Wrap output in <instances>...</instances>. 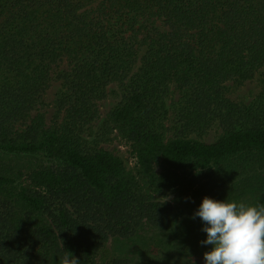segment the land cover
Returning a JSON list of instances; mask_svg holds the SVG:
<instances>
[{
    "label": "trees",
    "instance_id": "1",
    "mask_svg": "<svg viewBox=\"0 0 264 264\" xmlns=\"http://www.w3.org/2000/svg\"><path fill=\"white\" fill-rule=\"evenodd\" d=\"M262 66L264 0H0V153L50 163L23 170L0 159V264H52L69 252L96 264L111 237L172 224L175 206L160 194L188 176L245 175L264 204V84L250 104L225 91ZM113 83L122 97L101 137L120 130L135 173L87 136ZM171 84L184 91L183 132L166 139ZM213 120L223 128L213 142L184 134Z\"/></svg>",
    "mask_w": 264,
    "mask_h": 264
},
{
    "label": "rangeland",
    "instance_id": "2",
    "mask_svg": "<svg viewBox=\"0 0 264 264\" xmlns=\"http://www.w3.org/2000/svg\"><path fill=\"white\" fill-rule=\"evenodd\" d=\"M45 95L43 111L47 121L54 113V100L60 82L55 79ZM264 84V66L256 75L243 83L228 81L225 83L226 95L240 104H250L261 92ZM184 91L176 84H171L167 97L168 113L163 120L165 138L179 136L182 129L177 124V113L183 103ZM122 92L120 86L113 83L108 88L107 96L97 102L99 116L87 130L88 139L98 140L100 145L118 155L126 165L129 172L137 171V162L133 154L130 141L117 128H105V135L101 137L108 112L120 102ZM189 138L213 142L223 134V128L218 121H211L203 129L185 131ZM103 138V139H102ZM0 159L12 166L30 170L41 165H50L39 156L33 155H6L0 153ZM155 170L160 171V162L155 164ZM245 175L231 176L228 174H212L210 176H188L181 187L167 190L160 194L164 199L170 200L175 206V219L166 227L146 225L135 235L128 238L111 237L96 257V264H107L113 257H127L135 264H205L204 253L212 245L201 244L206 240L207 233L202 229L205 224L198 216L193 214L198 210L205 196L216 200L244 202L257 205L252 194L253 190L247 186ZM52 264H60L53 261Z\"/></svg>",
    "mask_w": 264,
    "mask_h": 264
},
{
    "label": "clouds",
    "instance_id": "3",
    "mask_svg": "<svg viewBox=\"0 0 264 264\" xmlns=\"http://www.w3.org/2000/svg\"><path fill=\"white\" fill-rule=\"evenodd\" d=\"M200 217L207 233L201 244L205 264H264V204L216 200L205 196L193 218ZM60 264H79L71 252Z\"/></svg>",
    "mask_w": 264,
    "mask_h": 264
}]
</instances>
